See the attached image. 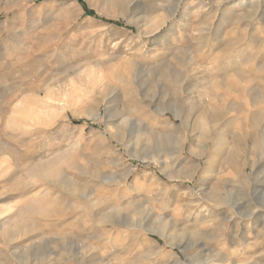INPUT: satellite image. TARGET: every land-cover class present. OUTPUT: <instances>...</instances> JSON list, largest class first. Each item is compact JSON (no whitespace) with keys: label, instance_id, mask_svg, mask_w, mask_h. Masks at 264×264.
<instances>
[{"label":"rangeland","instance_id":"obj_1","mask_svg":"<svg viewBox=\"0 0 264 264\" xmlns=\"http://www.w3.org/2000/svg\"><path fill=\"white\" fill-rule=\"evenodd\" d=\"M252 1L0 0V209L14 207L0 264L24 252L39 264H264V0ZM18 104L55 116L17 129ZM107 127L120 140L103 139ZM55 156L67 159L56 177L32 178ZM32 199L42 211L8 221Z\"/></svg>","mask_w":264,"mask_h":264},{"label":"bare ground","instance_id":"obj_2","mask_svg":"<svg viewBox=\"0 0 264 264\" xmlns=\"http://www.w3.org/2000/svg\"><path fill=\"white\" fill-rule=\"evenodd\" d=\"M260 2H259V0H255V1H252L251 2V4H249V6L250 7H255V6H257L258 4H259ZM261 7V6H260ZM116 65V64H115ZM108 66V65H107ZM120 66V65H119ZM93 68V67H92ZM91 69V68H90ZM102 69H104V68H102ZM106 69V68H105ZM92 70V69H91ZM98 70V69H97ZM100 70V69H99ZM92 71H94V70H92ZM103 72V71H102ZM151 73V72H150ZM92 74V73H91ZM95 75V77H96V74H94ZM99 75V74H98ZM101 75H102V73H101ZM114 75V74H113ZM89 77V76H88ZM88 77H87V79H88ZM91 77V76H90ZM84 78V77H83ZM98 78V77H97ZM102 78V77H101ZM84 80H85V78H84ZM93 80V79H92ZM99 80H100V77H99ZM104 80V79H103ZM96 81H97V79H96ZM96 81L95 82H93V83H96ZM100 82V81H99ZM98 84V83H97ZM105 84V83H104ZM88 85V87L90 86L89 84H87ZM95 85V84H94ZM105 86H107V85H105ZM104 86V87H105ZM87 87V88H88ZM90 88V87H89ZM88 88V89H89ZM107 89V88H106ZM74 90H75V88H74ZM91 90V89H90ZM93 91V90H92ZM100 91V90H99ZM64 92H66V91H64ZM69 92V91H68ZM95 92V91H94ZM63 93V92H62ZM70 93H71V90H70ZM99 93V94H98ZM100 93L101 92H97V94L99 95V96H101L100 95ZM65 94H67V93H65ZM103 95V94H102ZM147 95V94H146ZM59 96V95H58ZM76 97H78V96H76ZM48 98V97H47ZM63 98H65V97H63ZM49 99V98H48ZM56 99V98H55ZM38 100V99H37ZM62 100V99H61ZM65 100V99H64ZM78 100V98H71L70 99V101L68 102L69 104H71V103H73V102H76ZM46 102V101H45ZM62 102V101H61ZM60 103V102H59ZM67 103V104H68ZM75 104V103H74ZM28 105V104H27ZM47 105V104H46ZM72 105V104H71ZM61 106H65V104L63 105H60L59 107H61ZM72 107V106H71ZM61 109V108H60ZM66 109H67V106H66ZM43 111V110H42ZM60 111H63V110H60ZM40 113V112H39ZM39 113L38 114H36V113H31V111L30 112H27V110L23 107V106H21V105H15V107L12 109V114L10 115V118H9V120L7 121V123H9V125H14V126H16L17 127V129H18V127H19V129H22L21 128V126H23V125H27L28 123H34L33 124V126H35V123H40V122H49V120L51 121L52 119H53V117L55 116V113H51L50 114V112H49V114H47L46 112H44L43 114H41V116L39 115ZM58 113V112H57ZM56 113V114H57ZM60 113V112H59ZM61 114V113H60ZM206 114V113H205ZM58 116H59V114H57ZM56 115V117H58ZM208 116H209V114H208ZM208 116H206V117H208ZM213 116V115H212ZM103 117V115L102 114H100V115H97V117H96V119H100V118H102ZM213 118V117H212ZM56 119V118H55ZM216 119V118H215ZM210 120V119H209ZM212 120V119H211ZM22 121H24V122H22ZM214 121V120H213ZM11 123V124H10ZM50 123V122H49ZM211 123V122H210ZM43 124V123H42ZM109 124V123H108ZM215 124V123H214ZM37 125V124H36ZM40 124H38V126H39ZM25 126H23V127H25ZM43 126V125H42ZM13 127V126H12ZM26 127H28V126H26ZM211 127V126H210ZM216 127V126H215ZM29 128V127H28ZM216 129V128H215ZM112 129H111V127H107V130L106 131H104V132H102L100 135H101V137L104 139V138H106V135L107 134H109V135H111V136H113V137H115V139H118V140H120L118 137L116 138V133L115 134H113V131H111ZM101 139V138H100ZM128 148V147H127ZM184 148V147H183ZM2 149V148H1ZM1 152H2V150H1ZM0 152V153H1ZM2 153H4V151L2 152ZM5 155V154H4ZM4 157V156H3ZM5 158V157H4ZM74 158V157H73ZM1 159V158H0ZM66 158L64 157V156H55V159H53V160H51V161H44V162H40V163H38V164H36V165H34L33 166V168L34 169H32V178H35V177H40V178H42V179H50V178H52V177H56L57 176V172H58V169L60 168V166L62 165V164H65L66 163ZM68 163V162H67ZM2 164V163H1ZM63 170V169H62ZM0 171H1V169H0ZM60 174V173H59ZM31 177V176H30ZM101 181V180H100ZM35 182V181H34ZM30 183V182H29ZM31 183H33V181L31 182ZM26 186V185H25ZM71 187V186H70ZM69 187V188H70ZM69 190V189H68ZM79 191V190H78ZM214 192V191H213ZM213 195H212V197L215 199V201H213V202H215L217 205L218 204H220V203H222V198H220L221 196H219L218 194H216V191H215V193H212ZM87 195V194H86ZM90 196V195H89ZM84 198V197H83ZM43 199H45V198H43ZM42 200V199H41ZM85 200V199H84ZM212 200V199H211ZM101 202V201H100ZM90 207H92V206H90ZM89 207V208H90ZM13 208L14 207H12V206H7V207H5V208H2V209H0V218L2 217V216H5V214H10V212H12L13 211ZM43 210V207H42V204L37 200V199H32V201H31V204L26 208V209H21V210H19L18 212H16V213H14V215H11L10 216V218H9V220L8 221H16V222H21V220H23V218H26V216L30 213V212H36V211H42ZM85 210H87V209H85ZM88 211H90V210H88ZM91 214H92V212H90ZM252 213V215L254 214V212H251ZM112 214V213H111ZM119 214V213H118ZM99 215V214H98ZM248 215H250V214H248ZM100 217L101 218H109L110 217V213H106V214H102V215H100ZM97 218V217H96ZM100 218V219H101ZM27 220V219H26ZM105 221V220H104ZM8 223V222H7ZM169 224H170V228H168V230L170 229L171 230V232H173V233H179V232H181V231H183V229H181V228H179V225H178V221H177V223H176V221L174 220V222L173 221H171V222H168ZM167 223V224H168ZM175 223H176V225H175ZM5 223H2L1 225H0V227H2L3 225H4ZM16 225V224H15ZM19 225V224H18ZM166 225V224H165ZM165 225L162 223V224H160L159 225V229L163 232V233H165L164 231H165ZM166 226H168V225H166ZM182 226V225H181ZM180 226V227H181ZM128 227H130V228H138V229H140V230H144V232H145V236L146 237H149L151 234H153V232H154V230H152L153 228H151V229H145V227H142L140 224L139 225H137V224H131V225H129ZM34 228V227H33ZM156 232V231H155ZM14 234V233H13ZM183 234V232L181 233V234H178L177 236H175L174 234H170L169 236H167L166 234H163V237L166 239V244H168V246L170 245V246H172V245H174V243H173V241H176L177 239H179V237L181 236ZM185 234V233H184ZM3 235V234H2ZM15 235V234H14ZM161 235V234H160ZM186 235V234H185ZM184 235V236H185ZM7 237V236H6ZM15 237V236H14ZM13 237V238H14ZM182 238V237H181ZM35 243V242H34ZM173 243V244H172ZM181 244V243H180ZM247 248L249 247V246H246ZM189 250V249H188ZM183 251L185 252V254H187L186 252V250H184L183 249ZM24 256L21 258V261H22V263L23 264H39L40 262H39V258L36 260V261H34L33 263L30 261V259H29V257H27L26 255H25V252H24V254H23ZM84 258V257H83ZM43 262V261H42ZM83 262H84V259H83ZM94 264H96V263H94Z\"/></svg>","mask_w":264,"mask_h":264}]
</instances>
